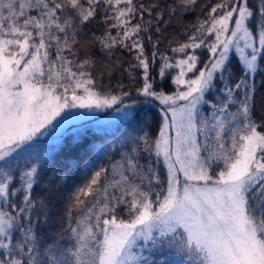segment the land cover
Wrapping results in <instances>:
<instances>
[{
  "label": "snow or ice",
  "instance_id": "obj_1",
  "mask_svg": "<svg viewBox=\"0 0 264 264\" xmlns=\"http://www.w3.org/2000/svg\"><path fill=\"white\" fill-rule=\"evenodd\" d=\"M195 2L182 0L186 8ZM156 8L133 0H0V202L20 195L18 204H10L14 211L0 205V264H152L144 249L165 244L183 253L186 264H264V117L258 123L253 115L254 78L264 65V0L255 5L221 0L198 26L200 35L172 49L184 58L161 57V79L178 69L171 95L155 91L150 82V63L157 56L156 51L145 56V40L152 42L147 33L155 17L131 23ZM99 10L102 24L120 29L116 36L106 29L96 37L101 51H136L132 67L143 69L138 91L165 106L162 124L154 142L136 137L110 171L93 173L76 192L80 215L69 223V235L58 234L48 244L33 223L38 167L32 164L18 177L14 170L29 142L47 134L65 109L120 102L116 96L100 98L87 71L93 61L79 60L74 51L79 26ZM205 33L214 36L210 44ZM202 47L210 60L198 67L195 50ZM152 48L158 44L152 42ZM230 53L242 65L234 83ZM217 81L220 96L213 103L206 97ZM205 104L211 117L201 115ZM158 164L166 172L163 194L153 192L161 182ZM214 166L221 170L213 174ZM121 212L129 219L119 218Z\"/></svg>",
  "mask_w": 264,
  "mask_h": 264
},
{
  "label": "trees",
  "instance_id": "obj_2",
  "mask_svg": "<svg viewBox=\"0 0 264 264\" xmlns=\"http://www.w3.org/2000/svg\"><path fill=\"white\" fill-rule=\"evenodd\" d=\"M220 2L221 0H196L195 4L186 8L182 4V0H133L135 5L157 6L151 16L145 14L143 19L137 16L131 21L132 24H137L153 20L155 17L147 35H151L152 42H156L158 48L153 49L152 42L145 40V56L151 58L153 51H156L157 56L155 62L150 63L149 67L150 82L155 91L168 95L176 92L177 86L173 83V78L178 74V70H167L164 78L161 79L159 75L162 67L161 57H168L173 62L184 58L183 54L174 53L172 49L189 43L190 36L200 35L197 32L198 26L208 19L211 7ZM250 3L255 5V0H250ZM107 14L113 15L111 12ZM103 15V10H99L95 19L79 26L77 36L79 43L74 46L79 60L90 59L93 61V66L87 69L96 82V88L93 90L100 93L102 97L116 96L120 98L119 106L146 100L153 101L152 98L145 97L138 91L143 86V69L132 67L138 63L135 59L137 54L135 50L129 51L126 48L117 47L111 53L101 51L96 37L104 35L106 29L111 32L112 36H116L120 31V29H113L111 23L102 24ZM161 15L163 19H160ZM156 28H159L160 31L155 32ZM140 35L145 36L144 33ZM204 35L205 43L210 44L214 40V36H207L206 33ZM50 51L52 50L50 49ZM67 54L66 52L65 55ZM195 55L199 60L198 67H203L210 60V53L206 48L196 49ZM241 69L239 57L232 54L229 70L234 76L233 83L241 77ZM73 70L75 71V69ZM194 75L193 73L189 77H194ZM254 79L256 94L253 115L259 123L264 117V65L261 66V71L256 74ZM220 88L221 84L217 81L216 86L206 98L213 100V103L218 102L213 97L219 98ZM58 91L60 90L58 89ZM70 95L71 93H69ZM230 111L235 112L236 107H232ZM202 114L206 118L211 117V107L204 106ZM162 119L163 114L158 104L156 107H142L130 118L118 122L113 127L104 129L95 126L94 121L89 120L76 127H70L54 144L29 147L19 154L14 176L18 177L32 164H36L38 167L36 183L31 194L37 204V210L33 214V223L36 225V231L42 241L51 244L58 234H63L67 238L69 223L74 224L80 215L75 205L77 190L88 183L94 172L101 168L110 171L116 161L121 160L124 154L132 150L133 140L136 137L146 136L150 143L154 142L159 136ZM147 158L145 155L141 163H144ZM157 169L161 182L159 185L153 186V192L159 191L163 194L167 187L166 172L162 164H158ZM220 170L221 168L214 166L213 174ZM13 183L20 187L21 182L18 179ZM88 200H91V197L86 198V203ZM19 201L20 195L18 194L11 198L9 204L0 202V205L9 211H14L10 204H18ZM119 218L128 220L129 216L121 212ZM161 250V247H158L156 252L151 254L152 264H167L161 261V258L165 257L161 254ZM182 255L185 256L183 253Z\"/></svg>",
  "mask_w": 264,
  "mask_h": 264
},
{
  "label": "rangeland",
  "instance_id": "obj_3",
  "mask_svg": "<svg viewBox=\"0 0 264 264\" xmlns=\"http://www.w3.org/2000/svg\"><path fill=\"white\" fill-rule=\"evenodd\" d=\"M232 54L234 53H230V56ZM192 74L193 73H189L188 76H191ZM78 90H79V93H77L78 95H84L83 89H78ZM100 98L103 99L106 97L100 96ZM118 104L119 103L113 104L111 106H105L102 108H92V109H87V108H75L71 110L65 109V111L61 114V116L57 117L56 120L53 121V124L50 125L47 130H45L47 134H37V136L34 137V139L31 142H29V146L26 149H29V147L46 146V145L54 144L60 140L61 136L64 133H66L70 127L72 126L76 127L77 125H80L89 120L94 121L93 124L95 126H100L101 128L107 129L113 127L115 124H117L120 121L130 118L139 108L156 107L158 104L160 107V111L163 114L162 109L165 107L154 99L153 101L146 100L140 103H128L121 106H119ZM204 106H206V104L201 105V114ZM202 116L205 117V115L203 114ZM158 247H161L162 249L161 254L165 256L161 258V261L163 263L186 264V257L183 256L181 252L179 253V251H177L176 248L169 247L166 244L163 246L157 245L156 247L148 246L144 249V255L150 258L151 254L155 253L156 252L155 250ZM166 250H168L169 252H165Z\"/></svg>",
  "mask_w": 264,
  "mask_h": 264
}]
</instances>
